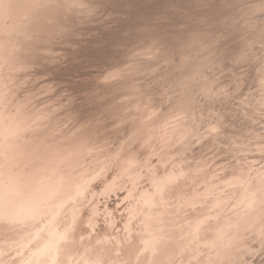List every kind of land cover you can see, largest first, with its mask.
<instances>
[{"label":"bare ground","instance_id":"obj_1","mask_svg":"<svg viewBox=\"0 0 264 264\" xmlns=\"http://www.w3.org/2000/svg\"><path fill=\"white\" fill-rule=\"evenodd\" d=\"M262 1L264 0H0V136L4 138V141L1 142L8 140L10 144L15 146L14 152H17L16 156H20L21 159V156L24 155V157L27 156V158L32 161L31 163H27V161L24 160L27 164L17 167L19 170H16L13 167L5 169V166H1L3 163H1L0 160V221H4L9 227V223H12V225L16 223L15 216L19 217L23 213H30L32 211V213H36L35 209L40 200L52 198L58 189L63 186L65 180L69 176L82 178V174H85V169L91 170L97 168L95 163L94 165L92 164V167H88V165H83V167L80 166L79 159H82V157H80L78 153H80L82 149L92 150V148H97L95 150L99 151L101 147L98 143L102 140L110 143L111 149L105 151L114 154V163L109 169L108 164L105 169L104 165L103 169L105 173L99 176L100 178L104 177L103 180L107 181L109 189L104 192H112L114 188L115 190L119 188L125 191V200L131 198V201L126 202H128L130 206H134L132 207L134 208L133 211L135 210V206H140V214L143 208H146L144 212H148L147 214H149V209L154 203L157 195L163 192V189L166 186L168 187L167 184L175 180V178H178L176 176L182 172L181 167L183 165L181 166V164L184 162V158L190 156L197 146L198 149H200V145L207 143V140L203 143L204 138L208 137L212 140V138L220 139L221 137H226L231 134V131L233 132V130H235L230 129V124L234 126L239 121H241L243 125L244 122L247 124L249 120L247 122L246 120H242L245 116L244 114H246L244 112L247 110L250 115L252 114L249 113L251 108V111L255 112L258 109L256 108L253 110V107H260L258 106V102L262 101H259V96L261 97L264 94L263 92V94L260 95L264 86L261 85L263 87L258 89H255V87H260L259 85L264 78L262 77L264 74V3H262ZM250 21L255 23L252 25V27H256L253 30L246 28ZM249 27H251V25H249ZM86 35H91L89 40H94V43L98 38V41H100V43H98L105 45L107 48V50H105L103 47H100L102 50L108 51L109 48H112L114 52L113 56L121 61V63L118 64V61L117 65H113L111 69L104 71V80L115 81L125 73H134L133 76H131L132 78H130L131 81L128 83L125 79L127 85H122L125 88L131 89L129 92L127 90L124 91L127 92V95H132L134 100L132 101V99H130L132 103H130V108L129 110L127 109L128 111L126 110L124 113L120 111L124 114H122V119L119 117V119L112 124L114 128L108 133L110 135L111 132L118 131L114 133L115 136L113 134L114 137L111 135L109 136L107 133V135L102 134L100 136L101 131L98 129L99 126H95L96 128L90 131V134H86L87 129L78 130L87 123H94V120H98L101 117L96 114L90 115L87 120L78 124L74 129L66 127L64 128L66 130H62L57 126L59 125L57 112L62 110V104L70 105L68 106L70 111H67L69 116L70 112L75 113L77 110L74 109L71 100L69 102L68 100L65 102L61 101L62 98L60 94L65 96V91L61 90L59 87V83L63 79H60L61 81L57 80L58 82L55 81V77L58 78L61 76V68L58 63H60L61 58L64 59L71 54V50L76 44H79V47L82 45L84 46L87 42ZM75 49L78 50V48ZM80 50H82L81 47ZM79 51H77V53ZM93 51L95 52L96 50L93 49ZM74 52L75 50L72 53L73 55H75ZM99 54L101 56V53ZM99 54L97 55L99 56ZM108 55L109 54H107V56ZM103 56L101 58H103ZM69 58H71V55ZM73 58H75V60L79 59L77 56ZM68 59H64V61L68 62ZM99 60L100 58L98 61ZM102 60L103 59L100 61L102 62ZM78 62L80 64L81 60ZM94 62L95 61H93V63ZM70 65L71 63L68 66ZM110 65L112 64H108V66ZM76 66H79L78 63ZM86 66H88V64ZM103 68L104 67H102V69ZM88 72H91V70ZM128 77L129 76H127V78ZM122 81L124 82V79ZM98 84H100L101 88L102 83L98 82ZM109 86L111 85L109 84ZM121 88H119V90ZM252 88L253 90H251ZM260 89L261 92H258L259 95H257L256 91ZM104 91H107V89ZM110 93L113 95L112 92ZM103 94L105 95V92H103ZM96 95H98V93ZM255 95L258 96V102L256 101ZM94 97L96 96L94 95ZM94 97L91 96L88 102H92ZM110 97L111 96H109V98ZM97 99L98 98H96V100ZM108 100L110 101L111 99ZM254 101L257 102V106L254 105ZM80 102L81 104H79ZM80 102L78 105L82 106L85 101L81 100ZM115 103L117 102L115 101ZM98 104L99 103L96 105ZM124 104H126V102H124ZM124 104L121 103V105ZM116 105L119 106V103ZM247 106H249V108H246ZM10 107H12V109L8 111ZM259 110L262 109L259 108ZM106 111L109 112L108 110ZM118 112L119 111H117V113ZM254 116H256V114ZM113 117L114 114L110 118ZM116 117L117 116H115V118ZM250 117H252V115ZM245 119H247V116ZM95 123L98 125V122ZM239 124L240 123H238V125ZM258 124L255 126V129L259 126ZM227 125L229 126L227 127ZM241 126L242 125H240V127ZM246 126L247 125L244 126L245 130ZM101 128L104 129L106 127L101 126ZM235 128H237L239 132L243 129H238L239 126H235ZM28 131H36L33 133L35 136L33 137L32 135L33 138H30V136L29 139H27L28 136L26 137L25 135ZM37 131H39V133ZM28 133L30 134V132ZM255 135L258 134L256 133ZM235 138L236 137H234V139ZM250 139L251 137L249 140ZM245 142H247V139L244 143ZM256 142L257 141H255V143ZM255 143L253 144L255 145ZM253 144L251 145L254 146ZM206 146L207 145L204 147ZM224 149L227 148L224 147ZM105 151L99 152L104 153ZM9 153L11 154L12 152H8V154ZM199 154L200 153H198V155ZM9 157L10 158H6L7 160H4H6V162H11L16 159L14 154ZM194 157L196 158V155ZM195 158L190 159L195 160ZM229 160L231 162L230 157ZM208 162H210V160ZM205 163L207 164V162ZM235 165L237 166V164ZM239 165L241 164L239 163ZM7 170L8 173L6 172ZM236 171L238 170L236 169ZM5 172L7 175L4 174ZM98 180L100 181L101 179ZM171 183L173 184V182ZM211 186H213V184ZM208 187L210 188V186ZM178 192L179 191H177V193ZM222 195L224 197V192ZM177 196L178 195H176V198ZM183 197H185V195ZM198 198H196V200ZM201 198L203 197L201 196ZM58 199L61 200L62 197ZM177 199H175V201ZM168 201L169 200H167L166 203H168ZM200 202L202 201L200 200ZM172 206L171 204V207ZM132 208L130 207V209ZM205 213L207 212H204V214ZM147 214H143L141 217L144 215L146 217ZM7 216H11V218H3ZM166 217L164 219H167ZM219 218L220 216L218 219ZM137 219L140 218L137 217ZM145 220L144 218V221ZM260 223L259 221V224ZM0 225H2V223ZM262 225H264V223H262ZM254 230L256 231L255 228ZM2 231L3 230H0V232ZM209 234L208 236L211 235ZM150 237L154 239V236ZM4 241L6 240L4 239ZM9 241L10 239L7 243H9ZM191 245L193 246V244ZM199 251L201 252V249ZM232 254H234V252ZM170 256H172L171 253ZM160 258L161 257H159V259ZM38 259L39 258L36 260L39 263ZM155 259L156 258H154V260ZM48 261L46 262L48 263ZM35 263L36 261L34 264Z\"/></svg>","mask_w":264,"mask_h":264},{"label":"rangeland","instance_id":"obj_2","mask_svg":"<svg viewBox=\"0 0 264 264\" xmlns=\"http://www.w3.org/2000/svg\"><path fill=\"white\" fill-rule=\"evenodd\" d=\"M262 3H264V1H262ZM262 3H260V4H262ZM253 23L254 22H251V21L248 22L246 28L249 30H251V29L253 30L254 28H256L255 26L252 27ZM249 25H251V27H249ZM86 38L85 39L87 42L84 44V46L83 45L80 46L83 51L80 50V47L78 46L79 44H76L75 45L76 47L73 46V48L71 50V54H70L71 58L73 59V62H72V59L69 58L70 55L68 57L64 58L65 60H67L69 58L68 62L64 61L63 58H61L60 63L57 62L59 67L61 68L62 74L60 72V75L62 77L61 76H59L58 78L55 77V81L58 82V81H61L63 79L59 83V87L61 90L65 91V96L60 94V97L62 98L61 101L65 102L66 100H68V102H69L71 100L72 104L74 105V109H77L75 111V113L70 112V116H69L68 115L69 113H67V111H70V109L68 108V106H70V105L62 104V106H63L61 108L62 110L57 112V117H58L57 120H58V124H59L57 126L60 127L62 130H66V129H64L66 127H71L70 129H74V128H76V126L78 124L87 120L90 115L96 114V115H99V117L100 116L101 117L98 120H94V123H92V122L87 123L86 125H84L82 128H80L78 130L87 129L86 134H90L91 133L90 131H92L94 128L99 126L98 129H100V131H101L100 136L102 134H104V135L108 134L109 135L108 132H110L114 128L112 124L117 119H119V117H121L120 119H122V117L124 115L123 113L127 109L129 110L130 103H132V101L134 100L132 95H127V92L124 91V90H127L128 92L131 91L130 88H129L130 89L129 90L128 88H125L124 86L127 85L125 83L126 81L128 83L131 81L130 78H132L131 76H133L134 73H131V72H130V74H129V72L125 73L124 75H121V77H119L120 79L117 78V80H115V81L114 80H104L103 79L104 71H106L107 69H111L113 65H117V62L119 61L118 62V64H119V63H121V61L117 60L113 56L114 52H113L112 48H109L108 51H105V50H107L106 46L103 44H99L100 41H98L99 40L98 38L96 39L97 43H96V41L94 43L93 42L94 40H92V39H91L92 41L89 40L91 38V35L90 36L86 35ZM90 46H93V47H90ZM100 47H103V49H105V50H102V48H100ZM75 48H78V50ZM83 48H85V49H83ZM97 48H98V50H97ZM93 49L96 51L94 52ZM74 50H75V52H74L75 55L72 54ZM84 50H87V51H84ZM77 51H79V52L77 53ZM90 51H92V52H90ZM98 52L101 53V56ZM106 52H107V54H109L108 56H107ZM84 53H86L87 55ZM95 53L99 54V56ZM111 53H112V56H111ZM92 54H93V56H92ZM81 55H83V56H81ZM94 55L98 56V57H95ZM76 56H77V58H79L81 60L82 63L80 62V64H79L78 61H80V60L79 59L75 60V58H73ZM102 56H103V58H101ZM99 58H100V60L103 59L102 62L100 60L98 61ZM105 58H108V59H105ZM92 60L95 61L96 63L95 62L93 63ZM74 62H76V63H74ZM70 63H71V65L68 66ZM77 63L79 66H76ZM60 64H61V66H60ZM87 64L89 67L86 66ZM89 64H91V65H89ZM108 64H112V65L108 66ZM101 66L104 68L102 69ZM99 67H100V69H99ZM63 68H64V70H63ZM97 69L100 71H98ZM90 70H91V72H88ZM95 71H97V72H95ZM87 73H89V74H87ZM127 76H129V77L127 78ZM262 77H264V74ZM262 77H261V79H262ZM82 78H84V79H82ZM121 79L122 80L124 79V82ZM125 79H126V81H125ZM118 81H119V83L122 81L120 84H121V87H124V88L120 87V84L118 83ZM262 81H263V83H262ZM262 81H261L260 85L257 83L260 87L256 86L255 89L262 88L264 86V78L262 79ZM98 82L102 83L101 88H100V84H98ZM122 83H124V84H122ZM259 83H260V81H259ZM109 84L111 86H109ZM105 85H107V86H105ZM112 85L115 88H113ZM122 85H124V86H122ZM261 85H263V86H261ZM102 87H104L105 89ZM98 88H100V89H98ZM119 88H121V89L119 90ZM97 89H98V91H97ZM103 89L104 90L107 89V91H104ZM263 89L264 88H262V92H261V89L259 91L255 90L257 95H259L260 92H261L260 95L263 94V92H264ZM251 90H253V88ZM103 92H105V95L103 94ZM110 92H112L113 95H111ZM97 93H98V95H96ZM124 94H126V95H124ZM94 95L96 97H94ZM101 95L103 96V98ZM106 95L108 96V98ZM257 95H255V97H256V101L258 102V96ZM91 96L94 97L93 101L88 102ZM109 96H111V97L114 96L116 98L112 97L113 98L112 99L111 97L109 98ZM261 97H262V99H261ZM261 97L259 96V101H262V102H258L259 103L258 106H260L259 108H261L262 110H259L258 107H255V108L253 107V110H255L256 108L258 110H256L255 112L254 111L252 112L251 111L252 108H251L250 109L251 112L249 111V113H252V114H250V115L248 114L247 110H246L247 112L246 111L244 112L246 114H244L245 116L242 120H246V122L249 120L247 124L244 122V125H243V123L241 121L238 122V123H240L239 125H238V123L235 124L234 126H232L230 124V129L231 130L235 129L236 131L233 130V132H234L233 133L231 130H229V131H231V134L232 133L233 134L232 135L229 134L226 137H221L220 139L212 138V140H211V138L209 139L208 137H206L208 139L204 138L203 143H205L206 142L205 140H207L208 144L202 143L203 145H200L201 147L199 146L201 150L198 149V146L196 145L197 147L193 150V152L191 154L192 156L191 155L188 156L190 158H195L194 156L196 155L195 160L190 159L188 157L184 158L185 160L181 164V166L182 165L184 166V167L183 166L181 167V171H182L181 173L182 174L179 173L176 176L178 178H175V180L170 181L167 184L168 187L166 186L167 188L165 187L163 189V192H161L162 194L160 193L159 195H157L154 203L150 207L151 210L149 209V214H147L148 212H144L146 210V208H143L141 211V214H140V210H141L139 208L140 206H135V210H134L135 212H134L133 211L134 208H132L134 206L133 205L130 206L128 204V202H126V201H131V198L125 200L126 193H125V191H123L119 188L117 190H115V188H114L113 189L114 192H113V190H112V192L111 191L110 192H104V191H107L109 189L107 186V181L103 180L104 177L100 178L99 176H102L105 173L104 169L108 165H109L108 166V169H109V167L114 163V157H113L114 154L112 152H107L108 150L111 149L110 143L108 141L102 140L100 143H98V145L101 147L99 149L100 152L107 150L104 153H100L99 151H96L95 149H97V148H95V149L92 148V150L91 149L90 150L82 149V151L80 153H78V154H80V157H82V159H79L80 166L83 167V165L84 166L88 165V167H90V166L92 167V164L94 165V163H95V165H97V168H93L91 170L85 169V174H82V178H77V176H69L65 180L63 186L60 187V189H58V191L56 192V194L52 198L40 200V202L37 205V208L35 209L36 213H32L33 212L32 211L30 213H23L19 217L15 216L14 218H15L16 223H13V225H12V223H9L10 224L9 227H8L7 223H4V221H0V224L2 223V225H3V226L0 225V228H1L0 230H3L2 232H0V241L1 242L3 241L2 243L0 242V244H1V246H0V264H34L35 261L37 264H41V263H43V264H48V263L49 264H162V263L163 264H178V263L179 264H264V225H262V223H264V183H263L264 182V177H263L264 176V160H262V159H264V157H263V154H264V152H263L264 151V149H263L264 148V134H263L264 133V121H263L264 120L263 119L264 118L263 117L264 116V110H263V108H264V100H263L264 94ZM96 98H98V99L101 98V99L96 100ZM108 99H111L114 102H112L111 100L109 101ZM130 99H132V101H130ZM81 100H84L85 102H83L82 106H79L78 103ZM102 101H104V102H102ZM115 101L117 103H115ZM256 101H254L255 106H257ZM93 102H96V103H93ZM124 102H126V104H124ZM97 103H99L101 105H99V104L96 105ZM118 103H119V106L116 105ZM121 103L124 104L125 106L121 105ZM127 103H128V105H127ZM79 104H81V102ZM111 105H113L115 107H113ZM116 107H118V108H116ZM109 108H111V109H109ZM246 108H249V106H247ZM10 109H12V107H10L8 109V111H10ZM106 110H108L110 113L107 112ZM117 111H119V112L117 113ZM120 111L123 113H121ZM259 111H261V112H259ZM253 113H255L256 116H254L255 114H253ZM104 114H106V115H104ZM113 114H114V117L110 118L111 116H113ZM251 115H252V117H250ZM115 116H117V117L115 118ZM246 116H247V119H245ZM104 121L106 124L104 123ZM66 122H67V124H66ZM95 122H98L97 123L98 125H96ZM252 124H253V127H252ZM257 124L259 126L255 129V126H257ZM240 125H242V126L240 127ZM245 125H247L246 130L244 129ZM101 126L102 127L105 126L106 128L103 129V128H101ZM228 126L229 125H227V127ZM235 126L236 127L239 126L238 129L243 128L242 131L239 132V130H237V128H235ZM231 127H234V128H231ZM108 128H110V129H108ZM102 129H103V131H102ZM227 129H229V128H227ZM262 129H263V131H262ZM253 130H255V131H253ZM28 132H30V134ZM28 132H26L27 133L26 135L24 134L26 137L28 136L27 139H29L30 136H31L30 138H33L35 136V135H33V133H35L36 131H28ZM37 132L39 133V131H37ZM116 132H118V131H116ZM116 132H111L110 135L113 136V134ZM256 133L258 135H255ZM259 134H260V136H259ZM32 135H33V137H32ZM114 136H115V134H114ZM243 136L247 139V142H245V143H244V141H246V139ZM1 137L2 136H0V139H1L0 140V151H1L0 152V155H1L0 160H1V163H3L1 166H3V167L5 166V169L13 167L14 169L17 170L18 169L17 167H19V166L21 167L27 163L32 162L31 159L27 158V156L26 157H24V155L21 156L22 160L20 159V156H18V155L16 156L17 152H14L15 146L13 144H10L8 142V140H6L5 142H1V141H4V138H1ZM234 137H236V138L234 139ZM250 137H251V139L249 140ZM252 137H253V139H252ZM254 138H255V140H254ZM213 140H216V141H213ZM208 141H210V142H208ZM211 141H212V143H211ZM238 141H239V143H238ZM255 141H257V142L255 143ZM220 142H221V145L223 144L224 147L227 149H224L223 145L222 146L220 145ZM235 142H237V143H235ZM248 142H250V143H248ZM253 143H255V145ZM251 144H253L254 146H252ZM205 145H207V146L204 147ZM11 146H12V148H11ZM228 147H230V148H228ZM210 148H213V149H210ZM102 149H103V151H102ZM196 150H197V153H196ZM232 150H233V152H232ZM212 151L214 154L212 153ZM243 151H244V153H243ZM8 152H12V153L8 154ZM239 152H240V154H239ZM246 152H247V154H246ZM5 153H6V155H5ZM194 153H196V154H194ZM198 153H200V154L198 155ZM12 154H14V157L16 159H14L11 162H6V160H7L6 158H10L9 156ZM217 154H219V155H217ZM209 155H210V157H209ZM227 155L230 157L231 162H230L229 157ZM217 156H218V158H217ZM239 156H240V158H239ZM197 157H198V159H197ZM4 159H6V160H4ZM24 160L27 161V163ZM111 160H113V161H111ZM209 160H210V162L213 160L214 161L210 163V162H208ZM234 160H236V161H234ZM191 161L192 162L194 161L193 162L194 164ZM196 161H198V162H196ZM205 162H207V164ZM8 163H9V165H8ZM239 163L241 165H239ZM223 164H224V166H223ZM235 164H237V166ZM104 165H105V167H104ZM202 165L203 166L205 165L207 168L205 166L203 168ZM216 165H217V167H216ZM27 166L30 167L29 165H27ZM239 166H241V167H239ZM103 167H104V169H103ZM182 168H183V170H182ZM236 169L238 171H236ZM197 171H198V173H197ZM6 172L8 173V170ZM6 172L4 173L5 175H7ZM229 173H231L232 175ZM246 174H247V176H246ZM179 175H180V177H179ZM213 175H215V176H213ZM96 177H98V178H96ZM207 177H208V179H207ZM247 178H248V180H247ZM98 179H101L100 180L101 182ZM171 182H173V184ZM204 182H206V183H204ZM211 183L213 184L214 187L211 186L212 185ZM187 184H189L190 186ZM205 184H207V185H205ZM208 186H210V188ZM221 186H223L224 188ZM218 187H220V188H218ZM211 188H213V189H211ZM223 189H224V191H223ZM173 190H175V191H173ZM177 191H179V192L177 193ZM223 192H224V197H226V198L223 197V195H222ZM190 193H191V195H190ZM179 194H181V195H179ZM176 195L179 196V197L177 196L178 199L176 198ZM184 195H185V197H183ZM218 195H220V196H218ZM201 196L203 198H201ZM59 197H62V199L59 200L58 199ZM198 197H200L201 199ZM204 197H206V198H204ZM251 197H252V199H251ZM196 198H198L197 199L198 201L196 200ZM175 199H177V200L175 201ZM219 199H221V200H219ZM167 200H169L168 203H170L171 201L173 202V200H174V202L173 203L171 202L170 204H168V203H166ZM200 200L203 203L200 202ZM243 200L244 201L246 200L245 203ZM193 201H195V202H193ZM174 203H175V206H174ZM171 204L173 205L172 207H171ZM199 204H201V205H199ZM130 207L132 209H130ZM221 207H222V209H221ZM256 207H258V208H256ZM136 208H137V210H136ZM162 209H163V211H162ZM164 210H167V211H164ZM260 211H262V212H260ZM132 212H133V214H132ZM200 212H203V213H200ZM204 212H207V213L204 214ZM256 212H257V214H256ZM137 213H139V214H137ZM142 213L147 214L146 217H145V215L143 216L147 221L146 220L144 221V218L141 217L143 215ZM242 213H244V214H242ZM259 213H260V215H259ZM156 215H158L159 218ZM160 215H162V216H160ZM218 215L220 216L219 219H218V217H219ZM147 216H148V218H147ZM204 216H206V217H204ZM137 217H139L140 219H137ZM165 217L167 219H164ZM3 218L10 219L11 216H7V217H3ZM141 218H142V220H141ZM210 218H212V219H210ZM237 218L240 221H238ZM247 219H248V221H247ZM258 220L261 222L260 224H259ZM142 222L143 223L145 222V223L143 224ZM254 223H255V225H254ZM6 224H7V226H6ZM166 224H168V225H166ZM1 226L3 228H5L7 231L5 229H3ZM250 226L254 227L256 229V231L254 230V228H252ZM150 228H151V230H150ZM246 228L248 229V231ZM249 228L250 229L252 228V229L250 230ZM176 232H177V234H176ZM256 232H258V233H256ZM208 234L210 236H208ZM149 235L154 236L155 240L152 239L153 237H150ZM252 235H253V237H252ZM255 235L258 237H256ZM13 238H14V240H13ZM244 238H246V239H244ZM4 239L6 241H4ZM9 239H10V241H9V243H7V241ZM11 239L13 240V242ZM150 240L152 243L150 242ZM261 242H263V243H261ZM215 243H216V245H215ZM236 243H238V244H236ZM161 244H162V246H161ZM191 244H193V246ZM165 247H166V249H165ZM185 247H187V248H185ZM200 249H201V252L199 251ZM233 250H235V251H233ZM244 251H245V253H244ZM146 252H150V253H146ZM178 252H180L181 254ZM233 252H234L235 256H234V254H232ZM170 253L172 256H170ZM149 254H150V256H149ZM197 254L198 255L200 254V255L198 256ZM167 255H168V257H167ZM143 257H144V259H143ZM159 257H161V258L159 259ZM162 257H164V258H162ZM37 258H39L38 259L39 263L36 260ZM154 258H156L155 259L156 261L154 260ZM48 259H49V261H48ZM206 260H207V262H206ZM46 261H48V263ZM184 261H185V263H184ZM199 261H200V263H199ZM227 261H229V262H227Z\"/></svg>","mask_w":264,"mask_h":264}]
</instances>
